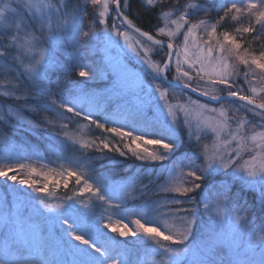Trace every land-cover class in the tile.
I'll list each match as a JSON object with an SVG mask.
<instances>
[{
	"label": "snow or ice",
	"instance_id": "1",
	"mask_svg": "<svg viewBox=\"0 0 264 264\" xmlns=\"http://www.w3.org/2000/svg\"><path fill=\"white\" fill-rule=\"evenodd\" d=\"M140 2L158 21H163L154 31L167 37V41L155 39L150 31L137 27L126 14L130 0H83L82 4H71L70 0H6L0 6V59L5 60V71H15L14 77L0 79V97L19 105L15 109L9 107L7 115L0 114V121L26 122L34 130L43 131L56 128L59 121L52 139L57 159L63 160V171L59 179L51 180L55 188L62 183L71 192L65 194L62 203L47 202L45 197L52 195L49 173L38 172L26 161L21 162L25 160L23 156L7 149L0 153V160L4 161L0 163V179L6 185L11 181L8 187L16 193L11 203L7 194L0 200V264H264V232L249 233L245 238L241 225L247 223V218L225 215L221 205L234 193L229 184L219 180L220 176H231L242 182L247 191L258 194L264 211V87L250 86V94H246L244 86L238 83L240 65L248 69L244 73L245 84H250L248 76L256 78V70L264 73V51L258 55L246 48L241 51V39L229 31L218 33L223 21L229 17L237 21L243 15L252 18L251 23L238 32L255 33L257 25L264 30V0H225L222 14L211 25L204 19H192L195 12L207 11L196 0L171 10L163 7V0ZM89 6L94 10L93 19L85 30L83 20L89 15ZM200 29L207 40L199 39ZM129 30L154 46L166 47L162 62H154L140 40L130 43ZM181 32L184 44L178 48L173 40ZM42 37L50 49L65 38L71 41L73 49L68 71L62 79L57 78L54 89L49 70L58 65L54 57L39 47ZM120 38L149 70L151 80L158 83L147 82L130 72L127 65L110 55L107 47L103 69L83 62V44L100 41L119 45ZM13 49H23L30 62L18 63L13 69L8 62ZM173 58L175 84L167 79ZM11 60L19 62L20 57L12 56ZM193 72L204 87H192ZM73 74L80 79H73ZM101 75L109 81L102 91L84 86ZM164 84L199 91L217 104L236 105L235 111L250 112L260 122L252 123L242 117L232 130V109L209 108L191 98L187 104L169 103V89L162 87ZM40 110L52 113L53 119L45 116L40 122L25 121V111ZM181 111L189 140V116L198 118V132L203 129L195 137V150L191 152L181 151ZM78 121L86 122L89 132L99 130V134L81 135L83 124L70 130ZM249 125L252 130L245 135L244 129ZM257 127L261 130L257 131ZM209 131L218 141L211 149L207 144L199 145ZM224 132L229 139H221ZM249 142L255 154L241 163ZM68 149L80 156L73 158ZM92 152L99 153V158L91 156ZM108 153L139 161L142 167L159 165L160 183H140L137 187L139 173L128 176L127 169L123 173L98 171L101 161H108L102 167H118ZM34 175L42 176L43 184ZM73 180L74 186H70ZM153 187L155 193L146 195ZM136 191L145 198L128 213L135 226L132 228L125 222L124 209ZM85 195L89 202L82 199ZM77 204H83V209ZM98 205H107L112 215L106 220L102 216L97 218L92 209ZM201 206L209 217L198 232ZM113 215L118 218L112 219ZM133 248L138 253L135 262L130 260Z\"/></svg>",
	"mask_w": 264,
	"mask_h": 264
},
{
	"label": "rangeland",
	"instance_id": "2",
	"mask_svg": "<svg viewBox=\"0 0 264 264\" xmlns=\"http://www.w3.org/2000/svg\"><path fill=\"white\" fill-rule=\"evenodd\" d=\"M5 2H6V0H0V6H2ZM190 2H191V0L188 1V3H190ZM196 2L201 6L202 9H207L206 4L199 2V1H196ZM70 3L71 4H76V3L82 4L83 0H70ZM99 10H100V8H97V9H95V12L98 13ZM93 12H94L93 8L91 6H89L88 7L89 15L87 17H85L83 20V23L85 25V30H87L88 23L93 19ZM204 12L205 11L195 12V14L192 16V19L194 21L204 19L202 17ZM126 13L132 14L133 17L136 16L135 12L131 11L130 7ZM112 15H115V13L113 12ZM173 18H175V17H173ZM204 20L208 25L212 24V22H210L206 19H204ZM108 23H109V25H111V23H112L111 19H109ZM162 23H163V21H162ZM121 30L123 31L124 29L122 28ZM7 35H11V33H8ZM23 35H24V33L22 32L21 37H23ZM198 36H199V39H201V40H207L208 39L207 35L203 33V29L198 30ZM129 37H130V40H129L130 43H134L136 40H140L142 42V44L144 45V47L149 50L150 58L154 62L160 63L159 61L153 59L152 55L157 51L153 45L148 43L146 40H144L143 38H141L140 36H138L137 34L132 32L131 30H129ZM115 40H116V37L113 36V41H115ZM173 43L178 48L183 47V44H184L183 32H181L177 35V37L173 40ZM39 47H43L46 55H51L52 57H54V59L57 62L58 67H56L55 69L49 70V76H50L51 81L53 82V89H54L55 88V81L57 80V78L59 77L62 79L64 77V75L66 74V72L68 71L70 59H71V56L73 54V49L71 47V41L66 39V38L62 39L57 43V45H55L54 47H52L50 49L48 44L43 41V37H42L41 38V44L39 45ZM105 47H107L111 50L110 51L111 56L120 60V62L122 64L127 65L130 72L134 73L137 76H141L147 82H150L153 84L158 83L156 81L151 80V74H150L149 70H147L146 66L143 65L139 60L136 59V57L133 55L131 50L128 48V45L125 43L123 38L119 39V45H117L115 43H104V42H100V41H92V42H89L87 44H83L81 46V49H80L82 56H83V62L89 63V64L94 63L95 65H98L103 69L106 65L105 52H104ZM163 50H164V54L166 57L167 49L165 50V48H163ZM16 55H19V57H20L19 62L11 60V57L16 56ZM8 62L10 64H12L13 69H15L17 67L18 63L20 65H22V64L30 62V59H29V56L27 55V53H25L23 49H21L19 52H17L15 49H13L10 51ZM4 63H5V60L0 59V79H5L7 77H14L15 71L14 70L13 71H5L3 69ZM108 70H109V72L111 71V69H108ZM246 71H248V69L245 68V66L240 65L238 83L244 86L246 94H250V93H248V89L250 86L256 87L257 89L264 87V79H261V77L264 76V73H260L259 70H256V78L253 79L251 75L248 76L247 80L250 82V84H245L246 78H245L244 73ZM169 75L171 76V78L168 75H167V77L175 81L174 78L177 75V73L175 71V58H173V67L169 71ZM192 75H193L192 81L195 84H197V87H204L203 82L200 81L198 77H196L194 72L192 73ZM72 78L75 80L80 79L79 77H76L74 74H73ZM94 80H105V79L101 75L100 77H98L97 79H94ZM88 83H92V81H88L87 84ZM162 87L169 89L168 100H169V103H172V104H178V103L179 104H187L189 98H191V100L198 101L200 104H207L209 108L219 109V108H221V106H223V107L232 109V111L229 112V115L232 117V119L229 121L230 128L232 130L236 129L237 123L242 117H246L252 123L258 124L260 122L259 117L253 116V114L250 112H247L245 110L235 111L236 105H229L227 103H224L223 105L217 104V103H211V102L209 103L207 101H202V100H199V99L191 96L190 93H188L186 91H183V90L178 89V88L170 87L167 84L162 85ZM9 107L15 109V108L19 107V105L14 100L0 97V114L7 115V110ZM204 115L205 116H212L214 114L213 113H205ZM24 116H25V121L32 120L35 122H40L43 120V118L45 116H48L49 119H53L52 113H45L42 110L37 111V112L25 111ZM178 116H179V120H178L179 132L182 130V131L186 132V135H187L188 128L185 125V115L181 111L178 113ZM188 119L191 120V124H192V140H189L188 135H187V138L191 143L194 144L195 137L197 135H200L201 132L203 131V129H201L200 132H198V130H197L198 118L195 115L189 116ZM79 124H83L85 126L81 135H83L85 137H89L88 136L89 131L87 128V124L84 121H78L76 124H73L71 126L70 130H76ZM58 129H59V121H57V123H56V128L49 129V131H48L49 133L46 134L47 140H44L43 137L40 138L39 130H34L26 122H16L14 120H9L8 122L0 121V153L5 152V150L7 149L8 151L13 152L14 154L23 156L25 158V160L21 161V162L26 161L27 163L31 164L32 167H35L38 172L49 173V176H50L49 185H50V188L52 190V195L45 197L47 202H49V203H62V201H63V200H58L56 198L55 195L57 193V188H55V186L52 184V180H51L52 177L59 179V173H61L63 171V169L60 167V165L63 163V160H58L57 155H55V156L53 155V157H52L50 155V153L46 154L38 146H35L33 144L34 140L32 137L39 138L40 140H43L44 143H47L54 151L56 149H55V142L53 141L52 137L55 135V133H56V131H58ZM251 130H252L251 125H249L247 128L244 129V134L248 135ZM256 130L259 131L261 129L259 127H257ZM30 135H32V137ZM179 135H180V133H179ZM221 139H229L228 133L227 132L222 133ZM5 142H7V143H5ZM51 142H52V144H54V146L51 145ZM217 143H218V141L216 140L215 134L211 133L210 131L206 135H203L199 141V145L201 147L203 145L207 144L210 149L212 147H214ZM231 147L234 150L236 147L235 143H233L231 145ZM221 148H223V145H221ZM252 148H253V145L251 144V142H249L247 149L242 154V159L240 161L241 163H243L244 160H248L251 155L255 154L252 151ZM67 152H68V154H70V149H68ZM28 157H31V159L28 160L27 159ZM3 162L4 161L0 160V163H3ZM112 171H116V170H112ZM107 172L108 171H105V173H107ZM25 175H27V170L25 172ZM147 175H148V172L146 171L145 176H147ZM33 178L40 181L41 184H43V182H44L42 176L34 175ZM155 178H156L155 180H158L157 184H159L160 180H161L159 165H158V169L156 170V173H155ZM222 182L229 184V186L231 184H234V183H236V184L238 183V185H240V187L244 186L242 182H239V181L233 179L231 176L230 177L226 176V178L224 180H222ZM136 183H137V187H138L140 183H144V182L141 181L140 178H138L136 180ZM10 184H12L11 181H9L8 184L6 185L3 182V180L0 179V200H2L5 197V195L7 194L8 201L11 203L14 200L16 193H14L13 190L10 187H8V185H10ZM145 184H146V182H145ZM17 187H23L25 192H31V189H28L25 186L17 185ZM125 190L127 191V189H125ZM155 191H156V189H155V187H153L150 194L155 193ZM136 192H138V191H136ZM136 192L132 193V196H135L134 194ZM32 195L35 196L36 194L32 193ZM85 197H87L89 199V197L87 195H85ZM257 197H258V195H257ZM196 198H197V200H199L200 199L199 195H197ZM130 200L131 199L128 200L127 204L130 203ZM132 205H133V203H132ZM132 205L129 208L124 209V214L127 216V219L125 220V222L129 223V226L134 228L135 226L130 223V220L132 219V217H131V215H128V213H130L134 209V207L136 206L135 205L133 207ZM77 207L83 209V204H77ZM221 207L223 208L225 215L232 218V219H234L235 215L244 216L241 212H239L237 210L236 207L229 208V206L226 205L225 202L221 205ZM200 211H202L204 213L203 216H205V217L200 219V226H198V232L200 230V227L203 226L207 222L208 217H209V212L205 211L202 208V206H201ZM110 215H112V209L108 208L107 205H98L97 206V214H95V216L97 218L102 216L106 220ZM213 215H214V213H213ZM117 218H118L117 216H114V215L112 216V219H117ZM103 222H104L103 220L100 221L101 227L103 226ZM257 223H258V225L257 224L255 225L253 222L247 221L246 224L241 225L242 231L245 233V238H247V234H249V233L255 235L258 232H264V219L257 222ZM109 232H110V230H109ZM139 254L142 255V252ZM137 255H138L137 250L135 248H133V254L130 256V260L135 262L137 259Z\"/></svg>",
	"mask_w": 264,
	"mask_h": 264
},
{
	"label": "trees",
	"instance_id": "3",
	"mask_svg": "<svg viewBox=\"0 0 264 264\" xmlns=\"http://www.w3.org/2000/svg\"><path fill=\"white\" fill-rule=\"evenodd\" d=\"M188 1L189 0H166V1L163 0V7L169 10L181 8L183 5L187 4ZM196 1L206 4L207 11L204 12L202 17L212 23L215 22L217 18L222 14V6L225 4V0H196ZM129 7L131 11L135 12L136 16L133 17L132 14H128V15L130 18L135 20V23L138 27L146 31H150L151 34H153L155 37L159 39H164V40L168 39L167 37H161L155 33L154 28L158 24H161L162 20L158 21L155 18V14L153 12L146 11L145 8L142 6L140 0H130ZM251 19L252 18H250L247 15L241 16L237 21H233L231 17H229L218 26V33L223 31H229L233 35L237 36L238 39H241L243 41L241 51H243V49L246 48L250 53H255L258 55L260 51H264V30H260L259 25H257L256 27L258 30L252 34H242L237 31L238 29H241L244 26H247L249 23H251ZM154 47L156 48L157 51L152 55L153 59L162 62V59L165 58L163 48L158 46H154ZM167 75L171 78L169 73ZM91 81L92 83H88L84 86L96 91H102L106 87L107 83H109V81L107 80H91ZM71 86L72 85H68V87ZM192 86L196 88L197 84H195L192 81ZM190 95L199 100L207 101L191 93ZM39 133H40V138L43 137L44 140H47L46 134L49 133L48 131L39 130ZM179 133L182 140L181 151L182 152L194 151L195 150L194 144L188 140L186 132L181 130ZM97 134H99V130H96L94 132H88V136H95ZM30 136L32 137V135ZM32 138L34 140L33 144L35 146H38L40 149H42L46 154L50 153L52 157L53 155L54 156L56 155V150L53 151V149L47 143H44L43 140H40L39 138H35V137ZM51 145L54 146L52 142ZM70 154L72 155L73 158H78L80 156V153L76 152L73 149H70ZM107 155L112 156L114 158V162L118 167H114V168L102 167L101 165H107L108 161H101V164L97 165L98 171L105 172V171L116 170V172L123 173V170L127 169L128 176H133L139 173V175L136 176V180L140 178V180L143 181L144 183L146 182V184L151 182L153 186H155L158 183V180H155L156 179L155 173L156 170L158 169V165H149L142 167L141 162L135 161L134 159L121 158L118 156V154L115 153H108ZM91 156L99 158V153L92 152ZM146 171L148 172L147 176H145ZM225 178L226 176H220L219 180L222 181ZM74 183L75 182L73 180L70 186H74ZM230 187L232 188L234 195L230 197L227 201H225V204L228 205L229 208L236 207L237 210L247 218V221H251L255 225L256 224L258 225L257 222L264 219V211L261 210V203L259 198L257 197L258 194L247 191L244 186L240 187L238 183L231 184ZM65 194L71 195V192H67V190L64 189L63 185L61 184V187L57 189V193L55 196L58 200H63ZM134 195L135 196H133V199L130 200V203L127 204L126 208H129L132 205V203H133L132 205L133 207L135 205L140 204L141 201L145 198L140 196V193L138 192H136ZM146 195H150V193ZM82 199L85 202H89V199L85 196ZM183 206H187V205H183ZM92 211L94 212V214H97V206L94 207ZM203 214L204 213L201 211L200 219L205 217L203 216Z\"/></svg>",
	"mask_w": 264,
	"mask_h": 264
},
{
	"label": "water",
	"instance_id": "4",
	"mask_svg": "<svg viewBox=\"0 0 264 264\" xmlns=\"http://www.w3.org/2000/svg\"><path fill=\"white\" fill-rule=\"evenodd\" d=\"M138 27V26H137ZM142 29V28H141ZM143 31H146V30H144V29H142ZM132 32H134L135 34H137L138 36H140L138 33H136L134 30H131ZM141 38H143L144 40H146L148 43H150L151 45H153V43L151 42V41H148L147 40V38H145V37H142V36H140ZM155 37V36H154ZM155 39H159V38H157V37H155ZM165 41H167V40H165ZM154 46V45H153ZM164 48H166V47H164ZM167 79H168V81H171L172 82V84H175V81L174 80H172V79H170V78H168L167 77ZM168 85V84H167ZM193 87V86H192ZM174 88H178V89H181L180 87H174ZM193 88H195V87H193ZM182 90V89H181ZM183 91H186V92H188V93H191V94H193V95H195V96H198V97H200V98H202V99H204V100H207V101H209V102H211V103H215V102H212V101H210V99L208 98V97H205V96H203L202 94H201V92H199V91H192V89L191 88H189V89H183Z\"/></svg>",
	"mask_w": 264,
	"mask_h": 264
}]
</instances>
